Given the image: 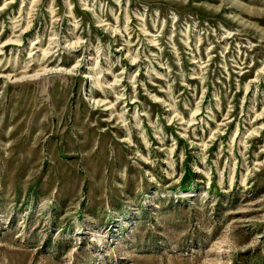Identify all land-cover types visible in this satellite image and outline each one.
I'll list each match as a JSON object with an SVG mask.
<instances>
[{"label": "rangeland", "instance_id": "374dc122", "mask_svg": "<svg viewBox=\"0 0 264 264\" xmlns=\"http://www.w3.org/2000/svg\"><path fill=\"white\" fill-rule=\"evenodd\" d=\"M0 264H264V0H0Z\"/></svg>", "mask_w": 264, "mask_h": 264}]
</instances>
